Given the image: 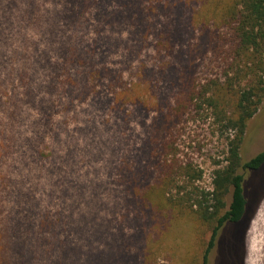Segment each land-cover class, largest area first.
<instances>
[{
    "label": "rangeland",
    "instance_id": "1",
    "mask_svg": "<svg viewBox=\"0 0 264 264\" xmlns=\"http://www.w3.org/2000/svg\"><path fill=\"white\" fill-rule=\"evenodd\" d=\"M220 5L0 0V264H201L209 232L189 215L142 208L123 174L155 180L165 132L153 123L174 103L182 53L204 26L214 29ZM230 44L196 54L197 82L222 77ZM72 47L85 61L68 63ZM90 61L114 72L94 90L83 89ZM122 91L139 102L118 99ZM174 130L179 160L201 168L198 185L210 190L225 135L201 113ZM261 151L264 102L247 122L241 160ZM243 191L248 218L220 230L209 264H264V164L245 172Z\"/></svg>",
    "mask_w": 264,
    "mask_h": 264
},
{
    "label": "trees",
    "instance_id": "2",
    "mask_svg": "<svg viewBox=\"0 0 264 264\" xmlns=\"http://www.w3.org/2000/svg\"><path fill=\"white\" fill-rule=\"evenodd\" d=\"M220 3L219 8L210 11L213 22L207 23L214 29L204 26L194 48L182 53V57L186 54V62L176 66L177 72H180L178 77L169 79L178 85V90L173 105L164 114L160 113L153 123L165 132L161 142L162 158L154 164V169L158 171L155 180L142 183L136 168L131 174H128L129 169L123 174L125 187L133 198L140 197L142 208L156 207L158 212L167 211L168 215H189L209 232L201 264H209L208 256L226 224L238 226L245 217L248 218L246 211L250 202L243 191L245 172L257 171L264 164V151L247 161H242L240 156L247 122L264 102V0H220ZM229 43L226 48L229 60L222 77L197 82L191 72L196 66V54L208 46L221 50ZM166 44L172 47L168 40ZM72 49L75 52L67 57L68 63L85 61L77 48ZM63 65L67 72L68 64ZM88 66L91 70L83 76V81L86 77L83 89L85 86L89 89L88 85H91L94 90L102 76L114 74L110 69L105 70L104 66L96 68L92 61ZM70 81H76L75 86L82 82L79 78ZM87 93L89 91H84V95ZM124 96L139 102L127 91H122L117 97L122 99ZM200 113L211 119L216 131L225 135L226 142L225 156L216 162L212 170L210 190L198 185L203 175L201 168L179 160L173 136L183 117ZM141 184L144 186L138 192Z\"/></svg>",
    "mask_w": 264,
    "mask_h": 264
}]
</instances>
